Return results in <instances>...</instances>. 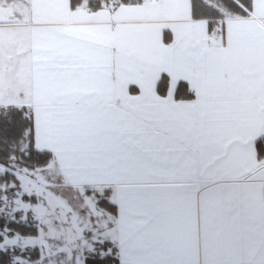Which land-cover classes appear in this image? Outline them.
<instances>
[{
    "label": "crops",
    "instance_id": "1",
    "mask_svg": "<svg viewBox=\"0 0 264 264\" xmlns=\"http://www.w3.org/2000/svg\"><path fill=\"white\" fill-rule=\"evenodd\" d=\"M44 4L54 3L0 0V106L26 110L35 149L51 152L70 189H111L117 215L105 241L116 244L120 264L130 259L128 195L140 190L119 152L120 133L133 124L190 129L218 146L211 187L231 209L219 223L214 201H193L191 222L163 241L141 242L139 257L264 264V160L256 147L264 135V0H253L252 17L227 18L215 34L193 19L191 0L110 2L96 12L69 3L46 19L34 10ZM181 83L192 101L176 100Z\"/></svg>",
    "mask_w": 264,
    "mask_h": 264
},
{
    "label": "snow or ice",
    "instance_id": "2",
    "mask_svg": "<svg viewBox=\"0 0 264 264\" xmlns=\"http://www.w3.org/2000/svg\"><path fill=\"white\" fill-rule=\"evenodd\" d=\"M218 146L190 129L172 125L133 124L120 133L123 165L140 190L128 195L127 264H154L139 257L143 241L160 242L192 220L193 201H214L213 220L225 223L231 209L223 207L221 190L212 188L218 170Z\"/></svg>",
    "mask_w": 264,
    "mask_h": 264
},
{
    "label": "rangeland",
    "instance_id": "3",
    "mask_svg": "<svg viewBox=\"0 0 264 264\" xmlns=\"http://www.w3.org/2000/svg\"><path fill=\"white\" fill-rule=\"evenodd\" d=\"M38 1L43 3L45 0ZM50 2L54 4H44L43 10L34 8L35 16L43 19L61 16L54 13L55 9H66L69 5V0ZM11 168L20 181V187L16 189L14 183L2 187L4 194L0 213L7 219H13L16 213L22 212L24 221L30 214L39 227L37 237L3 235L0 252H10L15 264H85V258L94 251L96 244L113 236L110 215L97 205L101 189L86 185L70 189L53 162L35 171L19 163H13ZM1 170L3 173L5 168ZM89 189L91 194L87 193ZM24 196L35 197L37 203L25 201ZM34 248L40 249L37 261H32L27 254Z\"/></svg>",
    "mask_w": 264,
    "mask_h": 264
},
{
    "label": "trees",
    "instance_id": "4",
    "mask_svg": "<svg viewBox=\"0 0 264 264\" xmlns=\"http://www.w3.org/2000/svg\"><path fill=\"white\" fill-rule=\"evenodd\" d=\"M143 0H69L70 8L77 10L85 7L90 11H99L106 3L115 2L118 6L140 5ZM192 16L194 20H207L210 29L215 21L222 20V33L224 22L227 18L247 19L252 17L253 0H191ZM169 80L162 77L158 84V94L165 96L168 93ZM177 101H192L194 94L188 85L181 83L175 93ZM33 122L26 110L16 106H0V206L3 198L2 187L14 183L16 189L20 187L17 175L11 171L13 163H19L22 167L35 171L45 168L53 161L51 152H41L33 145ZM257 154L260 160H264V135L256 143ZM26 148V149H24ZM5 171L2 173L1 168ZM91 194L92 191L87 192ZM111 189L100 194L97 205L106 214L115 217L117 206L111 202ZM25 201L37 203L35 197L24 196ZM39 234L38 223L28 215L23 220V213L18 212L13 219H7L0 213V242L8 237H37ZM33 261L40 258V249L34 248L27 251ZM26 255V254H25ZM86 264H120L118 249L114 242L105 241L96 244L94 251L85 259ZM0 264H15L10 252H0Z\"/></svg>",
    "mask_w": 264,
    "mask_h": 264
},
{
    "label": "built area",
    "instance_id": "5",
    "mask_svg": "<svg viewBox=\"0 0 264 264\" xmlns=\"http://www.w3.org/2000/svg\"><path fill=\"white\" fill-rule=\"evenodd\" d=\"M213 33H220L221 28L219 26V24H216L213 28H212Z\"/></svg>",
    "mask_w": 264,
    "mask_h": 264
}]
</instances>
